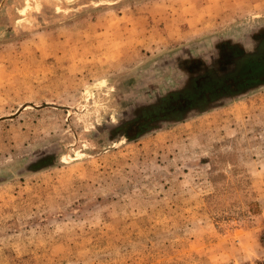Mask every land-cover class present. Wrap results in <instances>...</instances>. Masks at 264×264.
Returning <instances> with one entry per match:
<instances>
[{
	"label": "rangeland",
	"instance_id": "374dc122",
	"mask_svg": "<svg viewBox=\"0 0 264 264\" xmlns=\"http://www.w3.org/2000/svg\"><path fill=\"white\" fill-rule=\"evenodd\" d=\"M252 24L264 0H0V264H264V86L180 111L172 58Z\"/></svg>",
	"mask_w": 264,
	"mask_h": 264
},
{
	"label": "water",
	"instance_id": "95a60500",
	"mask_svg": "<svg viewBox=\"0 0 264 264\" xmlns=\"http://www.w3.org/2000/svg\"><path fill=\"white\" fill-rule=\"evenodd\" d=\"M199 46L201 47V51L196 55L188 53L187 51L183 50L172 56L174 62H182L181 63V65L183 66L182 68H184L187 75L191 74L189 70V66H191L194 62H199L201 65H210L213 63H217V61L219 62V59L226 54L235 56L234 53L235 50L239 51L244 57H247L249 54H254L255 52H257V54L264 53V24L246 25L245 27H243L242 31L239 34H234L231 32L225 33L224 35L213 38L207 43L201 42L199 43ZM244 69L245 66L243 65L236 71V73H240ZM262 73H264V71H262ZM257 84L258 85L252 87L251 90L264 86V80H262ZM184 88L186 87H183L180 90H183ZM178 90L179 89L170 90L167 93V95H163V94L159 95L156 98H154L153 101L151 102L135 105V107H133L131 110V112H133V117L130 120H132L133 122L130 124L129 123L130 120L123 121L118 123L114 127L116 129H119L120 131L121 130L124 131L131 128V126H134L137 133L142 129L143 122L148 121L150 119L156 120L159 119V117L163 118L164 116H168L170 112L164 111L162 107L165 101L164 99L170 95L175 94ZM237 93L238 91H235L229 95L217 96V98L226 97V96H227L226 98L228 97L234 98L238 95ZM213 95L215 94L202 93L200 95H195L191 99H185L184 102L178 104L177 107L180 111H184L185 109L184 107L187 106L186 104H188L190 101L191 103H198L199 104L198 112H203L210 107L212 108L216 106L215 104L216 99H214ZM203 103L206 106H203L202 105ZM144 114L149 117L148 118L145 117V119L141 121L139 119L140 118L139 116ZM183 115L184 114H182L180 118L175 116L176 118L173 117L171 118V120L177 121L179 119H183L185 118ZM169 116H171V114ZM127 137L129 138V136Z\"/></svg>",
	"mask_w": 264,
	"mask_h": 264
},
{
	"label": "flooded vegetation",
	"instance_id": "af4514ba",
	"mask_svg": "<svg viewBox=\"0 0 264 264\" xmlns=\"http://www.w3.org/2000/svg\"><path fill=\"white\" fill-rule=\"evenodd\" d=\"M235 56L226 54L219 59V62L210 65H201L199 62H194L189 66L191 80L193 84L179 91L178 98H191L202 93L215 94V97L220 95H229L232 92H241L243 89L253 84L255 81L264 80V53L255 52L244 57L239 51H234ZM245 69L236 73L241 67ZM180 95L182 97H180ZM176 97L173 95L165 98L163 108L169 103H172ZM177 98V99H178ZM209 100V99H208ZM199 107V104L196 105ZM133 121L130 120V124ZM128 123V124H129Z\"/></svg>",
	"mask_w": 264,
	"mask_h": 264
},
{
	"label": "crops",
	"instance_id": "0c3cea01",
	"mask_svg": "<svg viewBox=\"0 0 264 264\" xmlns=\"http://www.w3.org/2000/svg\"><path fill=\"white\" fill-rule=\"evenodd\" d=\"M143 17H148L146 15H143ZM199 18V17H198ZM198 18L197 20L192 16V15H189L187 16L186 18V24H187V31L189 30H192V27L195 26V23H193V20L196 22H198ZM132 20H135V15L133 17H131ZM121 21H119V24H120ZM130 25V26H129ZM123 24L120 29L121 30H124L125 33H134L135 30H136V24L134 23V21L131 23V24ZM153 27H155L154 24H151V23H148L147 22V25L143 26V30L146 31V33H150L152 32L154 29ZM151 35V34H150ZM129 38H125L126 41H124L123 43H121V49H124L127 48L128 50L132 49V48H136L137 46L139 47V49H152V44H155V45H158V43L155 41V42H152V41H149L147 39H140V40H135L134 37H130L128 36ZM165 40L164 41H168L166 40V37L164 38ZM159 44H162V43H159ZM121 49H119V51H121Z\"/></svg>",
	"mask_w": 264,
	"mask_h": 264
}]
</instances>
